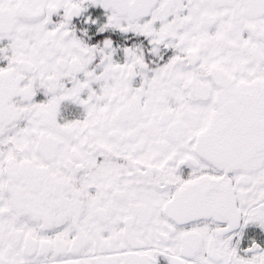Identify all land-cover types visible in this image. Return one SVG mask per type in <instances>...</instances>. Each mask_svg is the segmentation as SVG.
Instances as JSON below:
<instances>
[{"label":"snow or ice","instance_id":"1","mask_svg":"<svg viewBox=\"0 0 264 264\" xmlns=\"http://www.w3.org/2000/svg\"><path fill=\"white\" fill-rule=\"evenodd\" d=\"M0 264H264V0H0Z\"/></svg>","mask_w":264,"mask_h":264}]
</instances>
